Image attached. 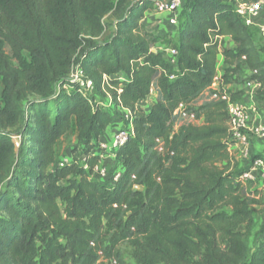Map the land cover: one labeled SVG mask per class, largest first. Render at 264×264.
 Here are the masks:
<instances>
[{
	"label": "trees",
	"instance_id": "obj_1",
	"mask_svg": "<svg viewBox=\"0 0 264 264\" xmlns=\"http://www.w3.org/2000/svg\"><path fill=\"white\" fill-rule=\"evenodd\" d=\"M157 1L0 0V264H264V226L249 246L260 204L237 181L243 171H231L224 103L193 105L214 82L225 37L221 82L246 68L264 94V43L254 45L234 0H182L166 43L174 69L142 25ZM106 19L113 31L102 40ZM23 53L30 62L14 66ZM75 68L96 94L71 84ZM154 80L155 103L137 109ZM95 95L134 115L113 185L92 179L90 152L113 122ZM179 106L202 123L175 130ZM71 129L87 169L76 157L58 165Z\"/></svg>",
	"mask_w": 264,
	"mask_h": 264
},
{
	"label": "built area",
	"instance_id": "obj_2",
	"mask_svg": "<svg viewBox=\"0 0 264 264\" xmlns=\"http://www.w3.org/2000/svg\"><path fill=\"white\" fill-rule=\"evenodd\" d=\"M235 2V15L236 17L247 27L258 29L264 35V0L247 1V0H234ZM183 9L182 0H159L153 5V10L157 13H163L167 15V21L172 28L171 35H175L178 29V18ZM165 54L166 61L174 68L177 67V51L173 47H162L159 49ZM156 52L155 48L151 50ZM253 72L246 70L241 71L240 76L244 78L243 84L246 88L258 90L260 85L247 80L248 76H252ZM69 80L71 84L77 85L85 95H93L95 93L93 84L90 80H85L83 78V73L79 68H75L69 75ZM238 77L233 76L232 81L236 80ZM173 79V76L170 77ZM104 80L106 78L104 77ZM71 88V87H70ZM211 91L208 94V102L220 101L224 103L225 111L227 113L228 130H229V146L228 153L233 151H239L241 157L249 162V169L241 172L237 177V181L240 182L244 187L245 184L251 186L253 200H260L264 202V159L261 157L252 158L249 143V123H250V109L241 100H235L232 97L234 94L229 88L228 84L221 82L216 75L213 84L211 85ZM156 92L153 90L152 86L149 95L145 100L142 101L144 106L142 110L148 112L151 106L155 103L157 96ZM112 99L100 103L103 108H108L111 117H118L122 126L118 128L112 138L110 145L97 144L98 150L102 153L98 154V151L91 150L90 157L98 156L99 161L102 159L104 153L115 158V152L120 146H122L129 137L133 136V120L134 115L131 108L123 107L122 105H114ZM113 104V106H112ZM138 104L136 105V108ZM176 122L174 123V129L176 130L183 124H191L195 122L193 115L187 114L184 111L183 106H179L175 112ZM116 119V120H117ZM114 119V121H116ZM185 122V123H182ZM261 138H264V128L259 127L253 130ZM74 157L78 158L83 164L84 169H87L86 158L83 156L77 157L75 154L73 156H67L59 160L58 165L63 167L67 165ZM97 175L99 178L103 179L105 182L113 185L119 179L120 174L112 176L105 166L99 165V163L94 167L93 174Z\"/></svg>",
	"mask_w": 264,
	"mask_h": 264
},
{
	"label": "crops",
	"instance_id": "obj_3",
	"mask_svg": "<svg viewBox=\"0 0 264 264\" xmlns=\"http://www.w3.org/2000/svg\"><path fill=\"white\" fill-rule=\"evenodd\" d=\"M167 15L163 13H154L153 11H147L145 13L144 19L142 21V25L145 27L148 31H157L171 33L172 28H170L168 21H167ZM175 36V35H174ZM233 42L229 37H225L223 39V45L219 47V54L217 55L216 60V74L219 79H221L222 76V66H223V55L222 51L224 48H232ZM220 59V60H219ZM220 63V64H219ZM220 65V68H219ZM246 68L243 69V71L246 73ZM228 88L238 97V100H241L245 103L247 107L250 109V123L249 128V143H250V151L252 158L254 157H261L264 159V138H261L259 135H257L253 130L259 127L264 128V94H260L261 90H253L246 88L243 83L239 85H234V83H228ZM212 88H208L203 92V94L193 103L195 106H201L205 103H208V94L211 91ZM156 96L158 97V89L156 88ZM139 102L138 104H141ZM118 117H113V122L111 125H109L99 136L97 139L96 144H106L110 145L112 142L113 134L114 132L122 126V123L120 122ZM114 119L116 121H114ZM68 134V132L66 133ZM66 134L64 136H66ZM63 136V137H64ZM62 137V138H63ZM61 138V139H62ZM76 143H79L77 140ZM80 144V143H79ZM58 147V146H57ZM98 151V154H101L102 151L98 150L97 145L93 149ZM231 159H233V163L236 164L235 169L239 171H246L249 169V162L247 160H244L239 151H233L230 154ZM99 165L105 166L109 172L112 174V176H115L117 174H120L122 172V164L119 160H116L115 158H112V156L108 155V153H104L102 159L99 161ZM93 180L99 181L102 184H105V181L97 175L92 176ZM264 218V207L261 205V207L256 208ZM263 218H260V222L263 223ZM260 223V224H261ZM257 227V226H256Z\"/></svg>",
	"mask_w": 264,
	"mask_h": 264
},
{
	"label": "rangeland",
	"instance_id": "obj_4",
	"mask_svg": "<svg viewBox=\"0 0 264 264\" xmlns=\"http://www.w3.org/2000/svg\"><path fill=\"white\" fill-rule=\"evenodd\" d=\"M152 11L154 13H157L154 10H152ZM112 31H113V28H112L111 21H110V19H106L105 20V32H104V35L102 37V40H108L109 35L112 33ZM150 32L155 33L156 38H158V40L161 42V44L162 43L165 44V47H172L171 45H168V44L166 45V43H174V38H175L174 35L172 36L170 33L166 34L165 32L158 33L157 31H153V30H151ZM250 35H251V38L253 40L254 45L257 48H261L263 43H264V35H263V33H261L258 29L253 28V29L250 30ZM3 49L6 52V54L11 55V52H10L9 48L6 45H3ZM262 57L264 58V52L262 53ZM29 62H30V59H29L28 55L26 53H23L22 54V62L21 63H17L16 61H13V64L16 67H19V66H22L23 64H28ZM219 68H220V65H219ZM222 69H223V66H222ZM242 77H239L238 79H236L233 82L235 86L244 82V78H242ZM152 88L156 92L157 86H156V81L155 80L152 83ZM1 89H2V85L0 83V93H1ZM65 89L67 91H69L70 87L67 86V87H65ZM94 94H96V93H94ZM95 96H97V98H96L97 101L96 102L98 104H100V103L102 104L105 101L109 100V98H111L110 95H105L104 97L99 96V95H95ZM235 99L238 100L239 98L236 97V95H235ZM0 105H1V100H0ZM112 106H113V104H112ZM143 106H144V104H142V103L138 104L137 109H142ZM99 107L102 108L103 111L109 113L110 109L103 108L102 105H99ZM175 122H176V118H175ZM182 123H185V122H182ZM201 123H202V119L196 120L195 122H192L191 124L200 125ZM20 140L21 139L19 137H17V136L13 137V141L16 143L17 147H19ZM76 142H77L76 134H75L74 130L71 129V130L68 131V134H66V136H64L62 139H60V141L57 144L58 147H56V153H57V156H58L59 160L65 158L67 156H73L74 154L77 157H80V152H81L80 151V144L76 143ZM231 171L235 172L236 174H238V172H239V170H236L234 168V166L231 169ZM244 188L246 190L245 192L249 196V199H251L250 197L252 196V192H253L252 189H251V186L245 184ZM256 202L258 204H260V205H256V208L261 207L262 204L264 205V202H262L260 200H256ZM260 218H263V217H262L261 213L259 212L256 215L257 227H256L255 234L252 236V238L249 241V246L251 248H253L255 246V244L257 243L258 239H260V237L262 235V226H264V220H263V223H261L260 222L261 220H259Z\"/></svg>",
	"mask_w": 264,
	"mask_h": 264
}]
</instances>
